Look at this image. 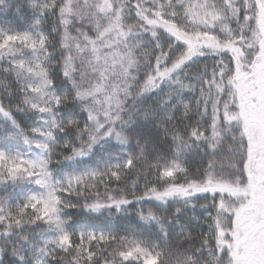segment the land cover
Masks as SVG:
<instances>
[{
    "label": "snow or ice",
    "instance_id": "6c2138e0",
    "mask_svg": "<svg viewBox=\"0 0 264 264\" xmlns=\"http://www.w3.org/2000/svg\"><path fill=\"white\" fill-rule=\"evenodd\" d=\"M0 264H264V0H0Z\"/></svg>",
    "mask_w": 264,
    "mask_h": 264
}]
</instances>
